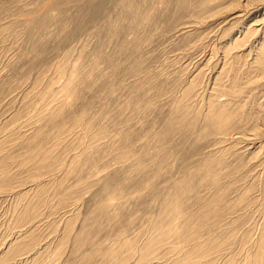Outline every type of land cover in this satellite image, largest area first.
<instances>
[{
    "label": "rangeland",
    "instance_id": "1",
    "mask_svg": "<svg viewBox=\"0 0 264 264\" xmlns=\"http://www.w3.org/2000/svg\"><path fill=\"white\" fill-rule=\"evenodd\" d=\"M112 1L0 0V264H206L263 230L264 0Z\"/></svg>",
    "mask_w": 264,
    "mask_h": 264
},
{
    "label": "bare ground",
    "instance_id": "2",
    "mask_svg": "<svg viewBox=\"0 0 264 264\" xmlns=\"http://www.w3.org/2000/svg\"><path fill=\"white\" fill-rule=\"evenodd\" d=\"M115 1V0H114ZM114 1H112V2H114ZM131 0H129V2H130ZM212 1V0H211ZM213 1H215V0H213ZM212 1V2H213ZM112 2H111V4H112ZM122 2H123V0H122ZM125 2V1H124ZM123 2V3H124ZM143 2V1H142ZM142 2H141V4H142ZM116 3H118V2H116ZM128 3V2H127ZM145 3V2H144ZM110 4V3H109ZM116 5V4H115ZM121 5H122V3H121ZM120 5V6H121ZM125 5H126V3H125ZM109 6V5H108ZM145 6V5H144ZM118 7V6H117ZM123 7H125V6H123ZM94 9H95V12L93 13L94 14V16H96V17H98L99 15H101L103 12H105V7H103L102 5H99V4H97V5H94ZM122 10V9H121ZM124 10V9H123ZM129 10V9H128ZM143 12V11H142ZM96 14V15H95ZM147 16V15H146ZM149 16V15H148ZM141 17V16H140ZM132 18V17H131ZM135 18V17H134ZM133 18V19H134ZM146 18H148V17H146ZM126 19V18H125ZM140 18H138V20H139ZM143 20L145 19L144 18V16H143V18H142ZM127 20V19H126ZM137 20V19H136ZM135 20V21H136ZM149 20V19H148ZM133 21V20H132ZM112 26V25H111ZM261 64H262V66H264V56L262 57V59H260V61H259ZM212 102L210 101V105H212L211 104ZM209 105V106H210ZM211 107V106H210ZM209 107V108H210ZM212 108V107H211ZM220 110V109H219ZM218 110V111H219ZM211 111H213V109L211 110ZM210 112V111H209ZM214 112V111H213ZM216 112V111H215ZM219 112H221V110L219 111ZM212 113V112H211ZM214 114H216V113H214ZM214 114L212 115V116H214ZM228 116H230V115H228ZM224 118H225V113L222 111L221 113H220V116H219V118H217L218 119V121H216V123L218 122V123H221V124H219L221 127L223 126V123H225V121H223L224 120ZM224 127H225V125H224ZM221 130V129H220ZM224 131V130H223ZM246 221V220H245ZM248 222V221H247ZM247 224V223H246ZM232 229V228H231ZM235 230H236V228H235ZM232 233L234 232V231H232V230H230ZM237 231H238V229H237ZM258 231V230H257ZM228 232L229 231H227V233L225 234V236H224V240H223V253H222V255L219 257L216 253H218L217 252V250L215 251V247L214 246H210V248H209V252H210V254L207 256V262H206V264L208 263V264H218L219 263V258H221L222 257V261L220 262L221 264H264V227H263V230L260 232V235H259V237L255 240L254 239V242L251 244L250 242L251 241H253V236H252V238L250 237V239H249V234L248 235H246L244 238H234V235H231V236H229V234H228ZM256 235V234H255ZM250 236H251V234H250ZM237 237V236H236ZM252 239V240H251ZM222 242V241H221ZM220 242V243H221ZM249 243L251 244L249 247H248V245H249ZM248 244V245H247ZM246 245H247V247L248 248H246V249H248V251H246L245 253H242V252H244V249L243 248H245L246 247ZM209 247V246H208ZM221 248H222V246H221ZM251 250V251H250ZM219 254V253H218ZM198 262H196V264H197Z\"/></svg>",
    "mask_w": 264,
    "mask_h": 264
}]
</instances>
